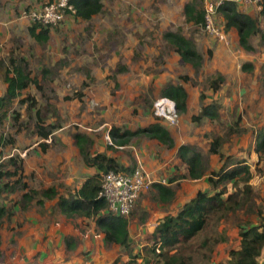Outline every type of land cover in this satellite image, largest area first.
Listing matches in <instances>:
<instances>
[{
    "label": "rangeland",
    "instance_id": "rangeland-1",
    "mask_svg": "<svg viewBox=\"0 0 264 264\" xmlns=\"http://www.w3.org/2000/svg\"><path fill=\"white\" fill-rule=\"evenodd\" d=\"M48 1L50 0H24L25 11L21 13L25 17L30 9L39 8ZM218 1L203 0L204 6ZM21 2L23 1L20 0L19 3ZM102 2L103 13L92 21L69 17L62 25L51 28V38L46 44H38L23 26L20 31H14L10 35L6 33V26L0 30V93L6 87L5 75L11 59H25L32 75L46 77H40L39 86L32 85L23 93L24 96L19 100L29 98V101L21 103L18 100L14 105L16 115L10 113L0 127V166L3 172L10 173L0 179V201L4 203L6 199L11 208L16 205L8 199L11 191L7 190L5 193L9 192L8 195L3 197L5 193L2 188H17L23 184L22 180L26 176L23 177L20 171L15 174L16 166L21 161L24 146L40 142L36 135V124L40 117L46 124L60 125L53 140L47 141L53 148L49 155L57 166L54 169L53 186L59 193L68 194L83 179L86 166L80 160L74 139L76 133H83L94 141L91 148L93 152L114 155L121 164L128 162L130 166L137 164L136 157H140L141 163L137 166L147 170L153 179H159L176 189L175 202L164 205L163 211L158 213L160 215L177 212L199 191H206L212 171H219L224 162L221 155L225 158L248 160L255 172V178L251 181L255 187V206L264 213V155L259 156L255 152L256 133L264 128V18L261 8L255 4L248 7L238 5L242 12L257 21L263 33L251 38L254 50L246 51L240 46L237 30L233 29L229 33L225 30L221 14L217 15L216 26L224 30V37L210 33L205 25L201 27L187 23L184 8L191 0ZM179 31L195 43L203 56V64L199 70H195L190 64H184L171 44L165 40L166 33ZM245 64L252 65L253 71L243 72L242 66ZM44 70L48 72L45 74ZM219 75H223L226 82L215 93L210 81ZM167 83L185 86L189 97L188 112L179 114L178 123L174 126L157 120L159 118L154 111V104L162 97L161 90ZM33 89L37 91L34 94L31 92ZM201 96H204V100H201ZM214 101L221 105L220 118L216 121L206 119L195 122L193 118L199 115L202 106ZM31 104L35 105L31 107ZM15 116H18L17 121ZM157 121L171 132L175 146L194 144L198 147L210 167L203 179L192 181L185 178L187 169L178 157L177 147L168 148L145 136L135 137L126 147H113L109 151L108 136L114 128L121 132H134ZM110 138L114 142L111 136ZM216 140L220 141V155L212 154L210 150ZM65 159L68 160L67 166ZM159 169L158 176L154 173H158ZM25 180L28 188H32L31 177L28 175ZM38 180L39 178L36 179V185L40 184ZM67 180H72V183L69 181V187L66 185ZM153 194L151 190L140 198L131 214L132 221L136 219L133 216H137L144 224L153 225L157 222L160 215L152 219L150 212L155 204L156 208L162 204L152 200ZM145 201L151 203L147 209L150 211L141 207ZM72 219L74 234L78 233L87 242L89 238L86 233L94 229V221L79 217ZM257 223V214L251 213L249 209L230 212L225 217L215 215L202 237L193 242V254H189L197 257L198 261H193L192 264H227L230 250L239 247L240 227ZM10 226L11 224L7 225L8 230H2L5 237L12 233L8 237V251L17 248V239L13 243L9 241L10 237L19 236ZM144 230L145 228L142 231ZM94 233L101 240L99 233ZM204 240L211 243L212 253L198 248ZM141 243L142 240L138 243L136 239L132 240L133 253L140 255L139 263L144 257L145 249L142 247L139 250L138 245H143ZM83 245L84 243L80 245L78 255L69 256L62 261L98 264V261H91V247L87 251L88 248ZM105 249L107 252L99 260L100 264H124L131 259L122 248L114 246ZM197 249L201 252L197 253ZM202 252L209 254L210 262L199 258ZM3 254L4 250H1L0 264L14 263H7Z\"/></svg>",
    "mask_w": 264,
    "mask_h": 264
},
{
    "label": "trees",
    "instance_id": "trees-1",
    "mask_svg": "<svg viewBox=\"0 0 264 264\" xmlns=\"http://www.w3.org/2000/svg\"><path fill=\"white\" fill-rule=\"evenodd\" d=\"M71 3L76 9L74 17L77 20L89 22L104 11L102 0H72ZM219 14L225 21V30L228 33L233 29L237 30L240 46L246 51H253L251 38L263 34L257 21L249 14L242 12L235 1H225L219 8ZM184 15L187 23L202 27L205 20L203 0H191L184 8ZM261 15L264 18V0L261 5ZM28 31L38 44H46L50 40V27L45 28L32 24ZM164 38L178 53L184 64L192 65L195 70L202 67L203 56L199 53L195 43L184 36L182 32H168L164 35ZM253 69V66L249 64L242 66L245 73L252 72ZM46 72L48 71L44 70L45 74ZM37 78V76L32 77L29 63L25 59H11L5 75L6 93L0 96V127L6 122L10 113L16 115L14 105L23 93L32 85L39 86ZM225 82L226 78L219 75L216 79L210 81L211 89L217 93ZM262 83L264 87V76ZM161 96L173 100L179 114L187 113V100L189 97L185 86L167 83L161 90ZM201 100H204V96H201ZM28 101L29 98L19 100L21 103ZM33 105L35 104L30 106L33 107ZM220 112L221 105L214 101L203 105L199 115L193 119L195 122L206 119L216 121L220 118ZM14 118L16 121L18 120V116ZM59 128L60 125L46 124L39 117L36 124V135L43 141L53 140V135ZM110 134L114 139V144L119 147H125L129 145L133 138L141 136L155 139L168 148L173 149L175 147L171 132L160 121L134 132H121V130L114 128ZM74 139L85 166L95 169L96 172L88 177L79 189L69 192L67 196H59L55 188H50L41 191H30L25 194V201H28L32 196H41L43 199L57 198L55 210L59 214L69 219L79 217L84 220H93L96 229L103 235L105 247L118 246L127 252L131 259L124 264H192L193 261L197 262L198 258L191 255L193 254L192 249L195 247L193 242L202 237L209 221L215 215L225 217L230 212L249 209L251 213L257 214L259 223L240 227L239 247L230 250L227 264H260L261 258L264 257V213L261 208L257 210L255 206V187L251 184V181L255 178V172L247 159L225 158L221 155L224 162L219 171H212V176L208 178L206 184V191H199L182 205L176 214H168L159 220L154 233L145 246L144 257L139 263L140 255H134L131 247L129 227L132 213L127 217L109 212L108 201L105 197L100 196L105 174L111 171L130 173L136 170L137 164L134 163L132 166L126 167L117 158L106 152H93L91 148L94 146V141L87 134L76 133ZM39 146L44 152L49 148V145L45 142L40 143ZM113 147L112 145L108 146L109 151ZM219 147L220 141H214L210 149L211 153L220 155ZM255 152L259 156L264 155V128L256 133ZM178 157L186 166V179L201 180L209 172V164H206L203 154L195 145L184 144L180 146ZM15 164L18 163L15 162ZM16 167L15 174L20 171L24 177L23 161L21 160ZM8 175L10 173L3 172L2 166H0V179ZM22 183L17 188L4 186L3 189L11 192L29 189L24 182V178ZM229 188L232 190H229ZM153 190L156 193L152 199L159 203L170 204L176 198L175 189L171 186L156 183ZM38 204H43V201H38ZM22 205L25 207L24 204ZM11 215V211L0 201V246L2 245L1 229L3 223L6 219H11ZM76 241L74 236L65 239L68 247L76 244ZM210 245L209 241L204 240L198 248L207 249L208 252L212 253L213 247ZM198 252L201 251L197 249ZM199 258L204 261L209 260V262L211 260L206 252H202V256L199 255Z\"/></svg>",
    "mask_w": 264,
    "mask_h": 264
},
{
    "label": "crops",
    "instance_id": "crops-1",
    "mask_svg": "<svg viewBox=\"0 0 264 264\" xmlns=\"http://www.w3.org/2000/svg\"><path fill=\"white\" fill-rule=\"evenodd\" d=\"M22 1L23 2L19 3L20 0H0V6H1L0 7V30L4 28V26H6L5 28L6 33H9L10 35L12 33L14 34V31L15 32L20 31L21 27L23 26V28L26 29L25 31L29 33L28 29L30 28L31 23L29 19L25 18L23 16V13H21L25 11V8L23 6L24 0ZM245 7H248V6H245ZM69 17L75 18L74 16H69ZM2 18H5V19H2ZM50 38H51V33H50ZM32 77H35V75H32ZM37 77H38L37 78L38 81H40L43 78H46L42 75L40 76L38 75ZM6 88H7V85L6 87H4L2 93H0V96L6 93ZM31 92L34 94V92H37V91L33 89L31 90ZM22 96H24V94ZM49 140H52V139H49ZM49 140H46V141L40 140L39 143L34 142L33 144L31 143L27 144V146H24L23 153L20 155V158L23 161L24 174L26 177H28V175L29 177H31L32 188H29L24 191L20 190L17 193L16 191L11 192V196L8 199L9 201L12 200L15 202L16 205L14 207L11 208L10 204L6 203L7 202L6 199L3 203L11 211L12 215H11V219L9 220L6 219L4 221L3 227L1 229L2 245L0 246V251L4 250V254L2 255V257L4 256L6 258L7 263L14 261L13 264H15L16 262H20L19 264H57L58 262L59 264L61 263L73 264L71 261H62V260L67 259L69 256L78 255L80 253V245L84 243L83 246H86L88 248L87 251H90L89 250L90 247L92 249V260L91 261L92 262L98 261L97 263L100 264L99 260L103 257V255L106 254L107 251L105 248L107 247H105L103 235L101 232H99L96 229L95 223L93 226L94 229L91 227L92 229H90L86 233L87 238H89L88 240L87 238H85L87 240L86 242V241H83L82 239L83 237L78 236V233L76 235L74 234L75 231L73 230V228H75V226L71 222V221H74V219L72 218L67 219L65 216L59 214L55 210L57 198L43 199V197L41 196H32L28 201L24 200L25 194H28L30 191H41L44 189L55 188L53 186L54 185L53 179H54V172H55L54 169L57 166H56V162H53L51 159V156L49 155L50 151H53V148H51V144L47 143V141ZM41 142H45L49 145V148L45 152H42L41 148L39 147ZM191 145H194V144H191ZM176 147L177 146H175V148ZM179 147L180 146L176 148L177 152H178ZM109 155L115 157L114 155H111V154ZM79 157H80V160H82L81 156ZM136 162L138 165L141 163L140 157H136ZM64 163L67 166L68 160L65 159ZM122 165L126 167L130 166L128 162H123ZM84 169L86 172L84 171L82 175L83 179L81 180V183H79V186H77L75 189H73L70 192H73L74 190L79 189L82 186L83 182L88 177L92 176L96 172L95 169L89 168L87 166ZM159 172H160V169L158 170V173H154V172L152 173L159 176L160 174ZM37 178H39L38 180V182L40 183L39 185H36ZM25 179H24V182L26 181ZM69 181H71L72 183V180H67L66 182L67 187L70 186ZM55 189L57 190V188ZM6 191L7 190H4L2 188L3 193H5ZM8 193L9 192L5 193L3 197L7 196ZM153 193H154L153 194L154 196L156 193L155 190H153ZM175 193L177 197L176 189H175ZM58 194L59 196L68 195V194H63L59 192ZM15 197H17V199H15ZM40 200L43 201V204L39 205L38 201ZM175 200L173 202H175ZM22 204H24L25 207H23ZM150 205L151 203L149 201H145L144 203L141 204V207L145 209V211H150V210H147L150 208ZM164 205L168 206L169 204H162L158 208H156L157 204L154 205V209L152 210V212H150V214L152 213L151 214L152 219L155 218V216L160 215L158 213L163 211ZM169 214H176V212L169 213ZM166 215H168V213ZM166 215H160L157 218L158 219L157 222L153 225L142 223V220H140L137 216H133V219L136 218L135 220H133L135 222H133L132 219L130 218L129 231H130L131 247H132V240H135V239L137 243L142 240L141 244L143 245L142 246L138 245L139 250L142 247H145V245L149 241L150 236H152V234L154 233L159 220L164 218V216ZM8 224H11L10 228H12V231L16 232L17 236L19 235L18 237H15V238L10 237L9 241L13 243H14V239H17V244H16L17 248L11 249L10 251H8V237L12 233L8 237H7V234L5 233L6 234V237H5L4 231H2L3 229L8 230L7 229ZM146 226L149 228H147ZM143 228H145L144 232L142 231ZM94 231H97L99 233L101 240L100 238L97 237ZM69 236H74L77 240L76 244H73L74 246L72 245L73 247L72 246L68 247L66 245L65 239ZM81 241L83 243L80 244ZM12 247H15V245H12ZM84 253H87V252H83V254ZM134 255H136V253ZM35 261L37 263H35ZM103 262L104 260H102V263Z\"/></svg>",
    "mask_w": 264,
    "mask_h": 264
},
{
    "label": "built area",
    "instance_id": "built-area-1",
    "mask_svg": "<svg viewBox=\"0 0 264 264\" xmlns=\"http://www.w3.org/2000/svg\"><path fill=\"white\" fill-rule=\"evenodd\" d=\"M72 0H50L36 9H30L25 13V18L29 19L31 25L36 24L41 27L55 28L65 22L67 17L75 16L76 9L71 3ZM207 1V0H205ZM227 0L210 2L205 4V28L210 33L224 37V30L216 26V15L219 7ZM235 1L242 6L251 4L261 8L263 0H228ZM154 111L158 118L170 126L178 123L179 113L176 103L165 97L159 98L154 104ZM110 145L117 147L108 136ZM122 148V147H119ZM160 183L159 179H153L151 174L138 166L130 173L108 172L104 175V183L100 196L105 197L109 204V212L119 216H129L136 207L139 199L153 189L154 184ZM260 264H264V257Z\"/></svg>",
    "mask_w": 264,
    "mask_h": 264
},
{
    "label": "clouds",
    "instance_id": "clouds-1",
    "mask_svg": "<svg viewBox=\"0 0 264 264\" xmlns=\"http://www.w3.org/2000/svg\"><path fill=\"white\" fill-rule=\"evenodd\" d=\"M204 7H205V6H204ZM219 8H220V7H219ZM204 11H205V9H204ZM218 14H219V9H218L217 15H218ZM217 15H216V18L218 17ZM204 23H205V20H204Z\"/></svg>",
    "mask_w": 264,
    "mask_h": 264
}]
</instances>
